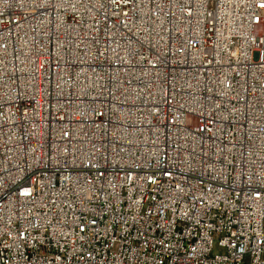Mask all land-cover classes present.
<instances>
[{
	"label": "built area",
	"instance_id": "obj_1",
	"mask_svg": "<svg viewBox=\"0 0 264 264\" xmlns=\"http://www.w3.org/2000/svg\"><path fill=\"white\" fill-rule=\"evenodd\" d=\"M0 264H264V0H0Z\"/></svg>",
	"mask_w": 264,
	"mask_h": 264
}]
</instances>
